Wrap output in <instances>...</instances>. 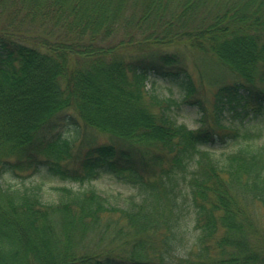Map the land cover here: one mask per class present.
<instances>
[{
    "label": "trees",
    "instance_id": "1",
    "mask_svg": "<svg viewBox=\"0 0 264 264\" xmlns=\"http://www.w3.org/2000/svg\"><path fill=\"white\" fill-rule=\"evenodd\" d=\"M191 230L176 264H264V0H0V264H165Z\"/></svg>",
    "mask_w": 264,
    "mask_h": 264
},
{
    "label": "rangeland",
    "instance_id": "2",
    "mask_svg": "<svg viewBox=\"0 0 264 264\" xmlns=\"http://www.w3.org/2000/svg\"><path fill=\"white\" fill-rule=\"evenodd\" d=\"M183 46V45H181ZM164 50L172 51V50H178L182 53V51L185 53V61L191 70L192 74L195 78H198V72L201 71L203 74L204 84L206 88V95L207 97L211 96V92L216 88V83H221L222 81H227L229 79H233L230 77V74L226 71V69H222L221 66H218L216 62L210 60V57L204 56L199 52H196L195 50H191L190 52L186 50L183 47H179L177 49L176 45L174 46H164L162 47ZM162 84V82H159ZM150 83L146 86V89L150 88ZM157 90L161 93H166L169 96L176 97L178 96V93L176 89L169 88V87H159ZM178 119L180 122H185L189 124L191 127L195 126V113L193 110H188L185 107H182L181 109L177 110ZM88 139H96L97 141L103 142L107 141L109 136L103 133H99L94 129H89L87 131ZM31 171V170H29ZM27 171V172H29ZM32 175L36 180H47V182H55L53 179L48 178L50 176L48 172L41 168L40 170L35 171V169L32 172ZM33 179V178H32ZM93 183L98 187V189L104 193H116V192H123L127 193L131 191V189L121 183L115 180L110 175H101L99 178H96L93 180ZM256 212V211H255ZM257 213V212H256Z\"/></svg>",
    "mask_w": 264,
    "mask_h": 264
},
{
    "label": "clouds",
    "instance_id": "3",
    "mask_svg": "<svg viewBox=\"0 0 264 264\" xmlns=\"http://www.w3.org/2000/svg\"><path fill=\"white\" fill-rule=\"evenodd\" d=\"M198 238V230H191L187 235V245H173L169 254L165 255V264H176L178 259L187 256L189 246L194 245Z\"/></svg>",
    "mask_w": 264,
    "mask_h": 264
}]
</instances>
